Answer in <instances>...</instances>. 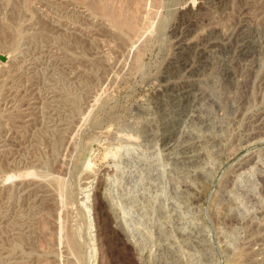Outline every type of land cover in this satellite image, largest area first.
Listing matches in <instances>:
<instances>
[{
  "label": "rangeland",
  "instance_id": "rangeland-1",
  "mask_svg": "<svg viewBox=\"0 0 264 264\" xmlns=\"http://www.w3.org/2000/svg\"><path fill=\"white\" fill-rule=\"evenodd\" d=\"M116 169L174 195L146 248ZM96 198L103 264H264V0H0V264H99Z\"/></svg>",
  "mask_w": 264,
  "mask_h": 264
},
{
  "label": "bare ground",
  "instance_id": "bare-ground-1",
  "mask_svg": "<svg viewBox=\"0 0 264 264\" xmlns=\"http://www.w3.org/2000/svg\"><path fill=\"white\" fill-rule=\"evenodd\" d=\"M109 11L110 10L108 9V12ZM151 13H149V14L151 15ZM104 14H105V12H104ZM150 18H152V17H150ZM146 20H148V19H146ZM122 22H123V24H126L130 28V30L131 29H137L138 24H136L135 21H133V20H131L129 22L124 20ZM144 22H146V21H144ZM148 22H149V20H148ZM152 22H154V21H152ZM119 25L120 24H118V26ZM142 26H143V24H142ZM150 27H151V24H150ZM141 30L143 31L144 29H141ZM126 31H127V28H126ZM140 33H139V35H140ZM145 33L149 34V32H145ZM144 36H145V34H144ZM136 37H138V36H136ZM123 151H124L125 159L118 160L119 166L125 167V168L134 167L135 162H136V159H135L136 157H135V153L133 151L132 146L126 145L125 148L123 149ZM147 153H148V151L146 149H144L138 154L139 158L141 160H143L144 162H147V160H146V158H148ZM121 164H123V165H121ZM164 165H165V160L163 161V159L161 157L157 158L155 160V167H154L155 171H157L159 168L164 167ZM164 178H165V172L159 171L158 177H157V181H158L157 185L158 186L154 191V190H152L146 186V185H148V182H147L148 180L146 177V171H143V172L141 171L140 173L135 174L134 177H129L125 173V171H123L122 169L121 170H117V169L115 170L114 179H113L114 183H119V182L123 181V182H125V185H127L126 187H124L125 185H123L125 195H127V197L124 199V203L121 207V210L123 211V213L127 215V217L124 218V220H125L124 222L126 223L127 227H130V226L133 227L134 226V227L140 228L138 231L139 239H140L142 246L144 248H146L148 246V244L153 243V241H154L153 240L154 239L153 229L154 228L156 229L157 233L161 237L164 236L163 229H161L162 221H163V219H166V215H167L165 212H163V211H165L164 206L166 205V199L164 196L172 195L169 192L167 182L164 180ZM137 189L140 190L141 193L139 195H132V192H134ZM172 196L174 197V195H172ZM64 199H66V198H64ZM96 199L99 201H96L97 204L95 205V215H96L97 219L99 217L102 218L101 223H97L98 224L97 227H98V230L100 233V237L98 238V241H97V242H99V250H98V253L100 254V257H99L100 263L99 264H103L101 262V258H102V253L105 251L106 246L109 247L110 249L111 248L113 249L114 247H112V242L115 241V244L117 246L122 245L123 250H126L129 248V245L124 243L126 241H124V239H123V233L116 230V229H113L111 227V223L114 220L110 216V214L107 212L105 203L98 198H96ZM240 202L243 203V201H241V200H240ZM134 207H137L136 211H134ZM191 218H192V216L187 211V208H182V220H183V222H187ZM156 235L157 234L155 233V236ZM69 237H71V236H69ZM121 241L122 242L124 241V242L121 243ZM71 243H72V241H71ZM72 245H73L72 246L73 248L74 247L76 248V242H75V244H72ZM126 251H128V250H126ZM98 253H96V251H95V256H96V254L98 255ZM134 263H135V260H134Z\"/></svg>",
  "mask_w": 264,
  "mask_h": 264
},
{
  "label": "water",
  "instance_id": "water-1",
  "mask_svg": "<svg viewBox=\"0 0 264 264\" xmlns=\"http://www.w3.org/2000/svg\"><path fill=\"white\" fill-rule=\"evenodd\" d=\"M233 199V197L230 195V197H229V201H231Z\"/></svg>",
  "mask_w": 264,
  "mask_h": 264
}]
</instances>
